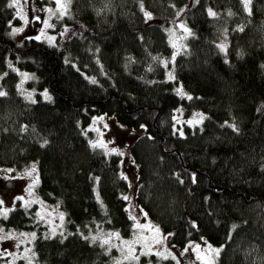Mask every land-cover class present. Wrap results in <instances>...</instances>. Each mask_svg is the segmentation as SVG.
I'll list each match as a JSON object with an SVG mask.
<instances>
[{
  "label": "trees",
  "instance_id": "1",
  "mask_svg": "<svg viewBox=\"0 0 264 264\" xmlns=\"http://www.w3.org/2000/svg\"><path fill=\"white\" fill-rule=\"evenodd\" d=\"M9 3L0 0V38L8 42H0V89L7 93L0 97V167L18 172L35 163L37 194L65 214L57 233L63 231L66 239L59 234L45 239L50 229L37 217L35 203L29 208L18 203L7 219L0 217L5 229L36 233L33 264H116L120 240L112 241L119 247L109 252L80 232L89 237L134 232L122 199L130 184L121 178L120 155L88 143L95 134L87 126L97 113L130 127L145 124L131 144L136 200L169 245L206 238L223 245L216 264H264V0H252L251 15L241 0H143L152 15L147 22L139 0H73L70 16L55 21V46L12 36L7 22L19 18ZM106 3L109 10L97 15ZM208 8L218 16H208ZM178 18L194 36L186 39L187 53L172 62L166 29ZM241 25L243 32L234 31ZM65 27L70 32L61 37ZM222 42L226 55L216 47ZM161 61H169L167 67ZM20 70L31 77L24 87ZM170 71L175 80H168ZM181 84L192 100L176 94ZM45 90L51 101L44 99ZM28 93L36 103L25 98ZM177 109L185 116L202 111L207 118L175 127ZM24 125L27 131H21ZM45 139L49 143L41 147ZM90 177H99V184ZM234 224L239 227L229 240ZM123 264L177 261L151 253Z\"/></svg>",
  "mask_w": 264,
  "mask_h": 264
},
{
  "label": "rangeland",
  "instance_id": "2",
  "mask_svg": "<svg viewBox=\"0 0 264 264\" xmlns=\"http://www.w3.org/2000/svg\"><path fill=\"white\" fill-rule=\"evenodd\" d=\"M56 5L53 2V0H27V3H25V0H20L19 7L16 8V12L19 10L22 12V14L28 19L29 23L25 24L24 20L20 19L19 21L11 20L10 26V33H12L13 28H23L24 31L21 33H18L16 35H12L19 41H24L27 37H32L33 35L36 36L39 34V31L42 27V24L39 22L33 21V16L39 15L41 17V20L48 18V13L44 11L45 8H53L55 9ZM35 9L36 11H33ZM57 19L55 17H52L51 23L55 24V21ZM183 23L186 25L190 30V26L188 25L187 21L184 18H178L175 21L170 22L167 25V29H174L175 30V37H171L172 40H174L177 45L185 44L186 40H181L180 37L183 36V29L179 27V24ZM47 35L49 36H57L54 31V28L47 29ZM170 35V33H169ZM66 37H68L66 35ZM43 39V38H42ZM55 44H57V41H55ZM173 51L175 52L176 49L173 48ZM22 74H27L29 76V73L26 71L20 70V85L22 87L25 86L24 81L27 79L24 78ZM30 77V76H29ZM23 83L21 84V82ZM0 90H3L2 88ZM196 113H202V111H194L190 115L185 116L182 111H175L174 116L177 117L176 120H174L175 127H182L184 123L188 120H191ZM103 117V120L96 119L94 121L93 118H100ZM179 121V122H177ZM107 125V127H105ZM142 126V125H141ZM141 126L137 127H130L126 125L125 123H122L120 120H118L115 116H111L106 113H97L94 114L91 118L90 123L88 124L87 128L92 129L94 131L95 136L92 138V141L96 140H103L105 143L108 144V148H116L124 153L123 156H120L122 171L125 176H127V180L129 181V184L131 185L129 187V191L127 196L130 197V200H128V211L131 216H135L139 222L140 225H150V227H145L143 229H138L134 227V232L129 237H122L120 236V243L121 240H128L133 241L137 237H143L145 239H142V242L140 244H134L133 247L135 248V254L139 255L142 251H147V249L144 247V244H148L151 247V253L156 252H163L165 255H168L169 252L172 253V255L176 256V261H179V264H201V261L196 259V245L200 246V252L202 255H206L205 249L208 248V245H211L213 248H219L218 245H215L211 243L208 239L203 238L199 241H190L188 244L182 247H174L172 245H169V243L166 240H163L162 244H154L152 242V238L155 236L157 238L164 237V233L161 230V228L156 225L154 222H152L147 216L143 215L144 210L140 205L138 204L136 200V190H137V168L133 161V156L131 153V144L133 142L134 137L136 136L137 132L142 129ZM145 126V124H143ZM144 128V127H143ZM104 151V150H103ZM105 152V151H104ZM31 167V166H30ZM30 167H27L25 169H28ZM7 169H12L10 167L8 168H1L0 167V200L4 201V204L0 206V208H12L16 204L20 203L23 205L22 201L16 200V197L23 196L26 200H39L42 203H35L38 207V212L41 215H44L46 218L45 221L48 223L49 231L53 228H56V231L60 229V227H57L61 224L59 219V213L61 212L57 207L51 206L46 204L41 197L37 194L36 187L33 189V195L29 196L28 192L26 191L28 185L31 183V178L24 177L19 178L24 173L25 169L22 171H12L7 172ZM34 204V203H33ZM32 204V205H33ZM143 210V212H141ZM50 213L51 215H47ZM2 217V216H0ZM137 220H133V224L135 225ZM0 227H3L0 221ZM158 227L160 232L159 235L154 231V229ZM5 232H12L17 237H19L20 233H33L28 231H17L12 229H5ZM118 232V231H116ZM120 235V233H119ZM20 239H24V243L20 244ZM20 239H8L0 241V251L6 250L10 253H15L16 256H21L24 253V250L26 248H32L33 240H29L27 238H20ZM115 238H113L114 240ZM112 240V241H113ZM17 244H20V247H17ZM122 247L125 248L126 246L122 245ZM185 248H188V251L185 252ZM183 253V255H181ZM28 255H31V253H28ZM161 257V256H160ZM168 258H172L171 256H168ZM18 259L14 261V264H16ZM119 260H122V253L120 254ZM12 261L11 256H5V260L3 264H9V262ZM217 263V258L215 259V264Z\"/></svg>",
  "mask_w": 264,
  "mask_h": 264
},
{
  "label": "snow or ice",
  "instance_id": "3",
  "mask_svg": "<svg viewBox=\"0 0 264 264\" xmlns=\"http://www.w3.org/2000/svg\"><path fill=\"white\" fill-rule=\"evenodd\" d=\"M53 2L55 3L56 7L55 9L53 8H45L44 11L47 12L48 18L41 20V17L39 15H35L33 16V21L35 22H39L42 24V27L39 31V34L36 35L35 37H27V39H35V40H41L42 38L44 40H46V42L50 45V46H55V41H56V37L55 36H49L47 35V29L50 28H55V24L51 23V19L52 17H55L57 20H62L65 16H70V9L73 3V0H53ZM200 0H195V3H199ZM25 3H27V0H25ZM108 3H110V0H108ZM108 3L105 4L104 8L97 10V15H100L101 13H103L105 10H109L108 9ZM251 3L252 0H241V4L243 5L245 11L248 13V15H251ZM20 4V0H10V3L8 5V7L12 8V7H19ZM139 6H140V10L144 13L145 16V20L146 22L148 20L152 19V15L150 12L145 11V6L143 3V0H139ZM172 7H175V5H172ZM187 7V6H185ZM33 11H36L35 9H33ZM184 11V9H180L177 11V16H179L182 12ZM207 14L210 17H217L218 13L215 12L212 8H208L207 9ZM228 15L231 16L232 13L231 11L228 12ZM16 17H19L20 19L24 20L25 24H28L29 21L28 19L22 14L21 11H17L16 12ZM11 23V22H10ZM179 27L181 29H183V36L180 37L181 40H186L188 37H192L194 36V33L183 23L179 24ZM24 29L23 28H13L12 29V35H16L18 33L23 32ZM166 31H168L170 33V43L172 45V47L174 49H176V51L173 53V57H172V62L175 61V57L177 55H180L181 52H184L185 54L187 53V45L185 44H180L179 46L177 45V43L171 39V37H175V30L174 29H166ZM234 31H240L243 32L244 31V26H238L236 29H234ZM70 30L65 27L64 30L62 32L59 33V35L61 37L65 36L66 33H69ZM75 34V33H73ZM223 35H224V40H227V29L223 30ZM142 39V37H141ZM216 47L219 49L220 52L224 53L225 55L227 54V43L226 42H222L216 45ZM97 52L99 51V49L96 50ZM240 55L242 56L243 53L241 52ZM131 60V58H129ZM157 57H153V60H157ZM165 67H167L169 61H161ZM227 63V60L225 61ZM65 63H69V60L67 58H65ZM74 66V65H73ZM9 67H11V64H9ZM152 69L149 68V71H151ZM4 75L6 76L7 73H4ZM24 76L25 79H29L31 77H29L27 74H22ZM2 78V77H0ZM175 76L173 74L172 71H170L168 73V80H175ZM91 83L95 84L97 81L95 80V78H91L90 80ZM23 83V81L21 82V84ZM176 94L181 98V99H187V100H192L193 97L186 93L183 89V85L181 84L180 87H178L177 89H175ZM7 93L5 91L0 90V97H4L6 96ZM44 99L47 101H51L52 97L50 95H48L47 90H45V92L43 93ZM27 100H29L31 103H36L35 100L32 99V93H28L27 96L25 97ZM177 111H181L180 109H177ZM207 117L202 114V113H196L194 114L193 118L191 120L186 121L187 124L189 125H200L203 123V121L206 119ZM94 121L96 119H100L103 120V117L100 118H93ZM174 120L177 119V117H173ZM179 122V121H177ZM225 124L232 128L234 131H239V129L236 127V125L234 123L229 124L227 121L225 122ZM105 127H107V125H105ZM142 128L144 127L143 125L141 126ZM28 130V126L24 125L21 128V131H27ZM202 130V129H201ZM85 135L87 134V132L85 131L84 133ZM179 135L183 136V131L180 130L179 131ZM49 143V141L47 139H45L43 141V144H41V147L46 146ZM89 146L95 150V149H102L105 151L106 155H110L115 153L116 155H120L123 156L124 153L121 152L120 150L116 149V148H108V144L105 143L103 140H96V141H92L89 140L88 141ZM123 163V162H121ZM7 172H12L14 171L13 169H7ZM24 177H29L31 178V183L28 185L26 191L28 192L29 196L33 195V189L39 184V172L37 169V166L35 163H33L31 165L30 168L25 169L24 173L22 174V176H20L19 178H24ZM97 185L99 184V177H90ZM121 178L127 180V176L123 175V173L121 174ZM177 178H178V174H177ZM181 184L183 183V180L179 181ZM192 182L196 183V174L192 173ZM131 186V185H129ZM95 191V189H94ZM99 193L97 192V200L99 201ZM122 199L128 201L130 200V197L127 195L122 196ZM16 200L22 201L23 202V207L25 208H29L33 203H42L39 200H26L23 196H18L16 197ZM4 204L3 200H0V206H2ZM102 204V201H101ZM12 208H0V216H2L4 219H7L8 213L10 211H12ZM141 212H143V210H141ZM37 217L40 220H45V216L41 215L39 212L36 214ZM47 215H51L50 213H48ZM59 219L61 224L58 225L57 227H62L64 219H65V214L63 212H60L59 214ZM143 215H147L146 213H143ZM131 219L133 220H137V218L135 216H130ZM195 223L193 222V227H195ZM134 227L138 228V229H143L145 227H150V225H140L138 220L136 222V224L134 225ZM239 227V225H232V230L229 232V240L232 239V232L235 231L237 228ZM79 231V230H78ZM154 231L157 233V235H159V228L156 227L154 229ZM57 234H59L60 236L64 237L65 239L67 238L66 236H64V232L60 231L59 233H57L56 228H53L51 230V232L49 234L45 235V239H50L55 237ZM69 235H71V233H69ZM80 235L82 236L83 239L85 240H89L91 239V242L93 244L99 242L101 247H105L107 246L108 251L110 252L111 249L113 247H119L116 244L112 243L113 238L120 240V235L119 232H111V233H107L104 235L98 234V235H93L91 237L89 236H85L82 232H80ZM171 235V234H169ZM27 238L29 240H35L36 239V233H20L19 237H17L14 233L12 232H5V230L3 229V227H0V241L3 240H8V239H20V238ZM168 237L164 236L162 238H157V237H153L152 238V242L154 244H162L163 240H166ZM142 239H145L143 237H137L135 240L133 241H128V240H121V245L126 246V250L124 247H120L121 253H122V260H117L116 264H123V261H138L141 255H149L151 254V247L148 244H144V247L147 249V251H142L140 252L139 255L135 254V248L133 247L134 244H140L142 242ZM62 242V241H61ZM24 243V239H20V244ZM20 244H17V247H20ZM196 259L201 261V264H215V259L219 257L220 252L223 249V245L219 248H213L211 245H208V248L205 249V253L206 255H202L200 252V246L196 245ZM185 252L188 251V248H185L184 250ZM28 253H31V255H28ZM156 255L161 256L163 259H167L168 256H171L172 259L176 260V256L172 255L171 252L168 253V255H165L163 252H156ZM181 255H183V253H181ZM5 256H11L12 257V261L9 262V264H14V261L16 259H24L27 261V264H33V259L36 256V253L30 249V248H26L24 250V253L21 256H16L15 253H10L7 252L6 250L4 251H0V258L5 257ZM177 264H179V261H177Z\"/></svg>",
  "mask_w": 264,
  "mask_h": 264
},
{
  "label": "flooded vegetation",
  "instance_id": "4",
  "mask_svg": "<svg viewBox=\"0 0 264 264\" xmlns=\"http://www.w3.org/2000/svg\"><path fill=\"white\" fill-rule=\"evenodd\" d=\"M7 23H8L9 26H12L11 23L9 22V20H8ZM1 26H2V24H1ZM32 37H35V36L33 35ZM0 42L4 43L5 45L8 43L6 39H2V38H0ZM14 51L15 52H19V51H21V48L20 49L16 48Z\"/></svg>",
  "mask_w": 264,
  "mask_h": 264
},
{
  "label": "water",
  "instance_id": "5",
  "mask_svg": "<svg viewBox=\"0 0 264 264\" xmlns=\"http://www.w3.org/2000/svg\"><path fill=\"white\" fill-rule=\"evenodd\" d=\"M147 108V107H146Z\"/></svg>",
  "mask_w": 264,
  "mask_h": 264
}]
</instances>
